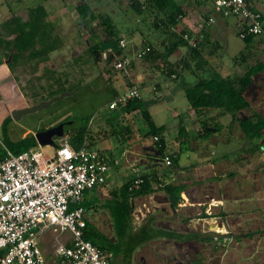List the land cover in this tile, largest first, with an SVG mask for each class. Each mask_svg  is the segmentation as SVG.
I'll return each instance as SVG.
<instances>
[{"label":"rangeland","instance_id":"rangeland-1","mask_svg":"<svg viewBox=\"0 0 264 264\" xmlns=\"http://www.w3.org/2000/svg\"><path fill=\"white\" fill-rule=\"evenodd\" d=\"M80 0H0V25L5 22L6 20H12L13 17H15L16 14H26L27 12L21 13L24 7L26 6H34L38 4H44V6L49 10L50 13L56 12V6L55 4L58 3L59 7H63L65 4L72 6L76 4ZM89 2L91 7H93V10L96 12V14H102V15H108L113 18V23L115 25V29L118 32V34H125L127 36V46L123 48L122 55L126 56L128 55L131 58H134V61H136L137 66L135 68V74L137 77H149V74H153L155 77L154 82H149L150 78H148L146 81V84L140 85V91L142 94V97L146 100H157L154 101L150 105V111L154 117L155 122L158 125H165L166 130V137L169 143L170 150H176L178 149V146L176 144V138L179 136V126L180 121L186 119V121L189 123V126H192V135L191 141L194 139L196 135H193L196 132V127L199 125L197 119L195 118L194 121H189L190 113L188 111V107L190 106L185 89L182 88V81H184L186 84H194L196 83L198 76H208L207 71H199V73H194L193 71L189 69H184L182 71L181 77L178 79H172L170 78L165 72H163L160 69H153L151 70L152 66L154 64L145 61L144 59H140L137 57V52L133 53L130 52V47H133L139 40L146 39V41L153 42L154 44H160V38L162 35V32L158 30L156 27L153 26V23L148 20L146 17V14L139 15L137 11L130 5L129 0H84V2ZM75 11H63L60 16L56 17L57 21L62 20L66 21L69 28L66 29L64 27V33L65 36L61 38L60 42L62 40H65L67 43H71V46L74 44H78L80 47L91 44L89 41L91 39V33L90 30H86V26H84V21L82 22L81 19L76 18ZM17 16V15H16ZM8 17V18H7ZM7 18V19H6ZM91 28L95 27L97 28L98 35H103L104 30L102 27L98 25V21H94L90 24ZM89 28V27H88ZM3 30V28L0 26V32ZM129 30H135V34L133 35ZM228 33V32H227ZM2 35V34H1ZM54 39V38H53ZM48 39L45 40L43 38V42H41L42 47L46 50V45L48 44ZM217 44H221L219 46V51H215V53L212 55L211 58V65L215 68V71H221L223 68V64L225 65V68H231L234 65V57L235 55L239 54L244 46V42L240 38L239 35L236 34L235 31H229L227 36L225 37H219L216 39ZM215 42V41H214ZM87 43L86 45H84ZM148 44H145V46ZM49 46V44H48ZM77 46V47H78ZM144 46V47H145ZM147 47V46H146ZM5 45H0V59H1V53L4 51ZM103 52V51H102ZM108 52V51H105ZM103 52V53H105ZM73 53V52H72ZM29 59V57H28ZM90 61L86 62V65H89L90 67H87L82 73L81 77L79 74V69L82 70L80 66H77V72L74 75H77L76 77H73L74 81L70 80L71 78L68 77V84H64L61 86V89L58 87H53L51 85H43V83L38 84V86H35L36 92L33 93L31 91V85H28V90H24L22 93H25L27 98H29L28 106L39 104L40 102L50 100L51 98L60 95L63 92L71 91L73 89L76 92L74 94H71L69 96H66L63 100L55 102L51 107L44 108L40 111L29 113L24 115L20 120H17L13 117L12 112L15 109H18L17 107L13 106V99L12 95H20L21 93L18 90V85L16 84H8L5 85L2 81L3 79L8 76V74H5V70L0 69V134L4 138L5 137V129L7 128L8 131V138L12 141H18L22 138H24L25 133L29 134L32 133L35 134L41 130H47L51 127L57 126L61 122L66 121H73L74 126H80L83 123H86L88 121V117L91 115H100L104 116V114L107 115H113L117 111H112L109 109V104L113 99H115L114 92L117 90L120 92V94H124L126 90L128 89L126 86V81L129 82V76L127 73L128 68H126L124 71H119L117 68L113 67V63L110 64L108 61L101 60L98 64L93 63L89 57H83L82 60ZM45 60V59H44ZM64 60V61H63ZM61 61L62 65H65L63 67L67 66L70 67L71 65H74L73 62L68 61L67 59H63ZM77 62L79 64V58H76ZM114 62V61H113ZM61 69H56L55 72L63 74ZM75 71H73L74 73ZM40 78V77H38ZM34 78L32 80L33 83L35 81H39L40 79ZM32 83V85H33ZM58 85V81L56 82ZM157 83H160L162 88H160L158 91H154V88ZM42 85V86H40ZM128 85V84H127ZM75 86H78L79 88H74ZM24 108V107H23ZM250 112V111H249ZM109 113V114H108ZM196 115H193L195 117ZM6 118H10L7 125H3ZM95 120V118H94ZM97 119L90 122L93 126L97 123ZM135 121L137 123V128H139L141 135L139 136L138 141L140 143H146L148 141H152V138L146 136L147 133V127L146 123L144 121V118L141 114H138L135 116ZM185 121V120H184ZM230 120L228 117H224L221 120V123H223L224 126H221V130L217 132H213L210 136H214L216 139V146H209V142H207V146L209 147V151H215L213 154H208L203 157L200 152L201 149V140L198 139L199 143L196 145L197 147L193 146L192 142H189L188 144H183V150L180 154V158L178 161V171L181 173L184 179L186 178H192V180H195V184L202 183L200 180H196L197 172H194L193 170L196 169L199 164L197 163H205L203 161L204 158H211V161H217L225 163V159H232V160H240V157L242 156L243 152L245 151V148L247 146L252 147L254 143H256L254 140L249 145L246 144V140L234 138L233 131H235V127L232 128L228 124ZM99 123V122H98ZM196 123V124H195ZM236 126V124H235ZM217 129L216 126H211ZM194 132V133H193ZM224 137H230L232 138L230 141H227L226 139H223ZM58 139L56 138V142L58 144ZM111 142L114 146L120 145V142L116 139V137H111ZM4 141V139H3ZM194 142V141H193ZM254 142V143H253ZM5 143V141H4ZM6 144V143H5ZM125 144V143H124ZM261 144V143H260ZM244 146V149L242 150V147ZM259 146V145H257ZM39 148L43 149L46 153L52 154L55 151V146L52 145H46V146H38ZM2 148V147H1ZM120 149V148H119ZM257 151H260V153L264 156V150L261 151L260 147L258 148H252L250 150V153L256 156V158L251 159L253 163L258 161L259 154H257ZM229 157V158H228ZM209 160V159H208ZM207 160V162H208ZM264 163V162H263ZM194 165V166H193ZM254 166L253 168H255ZM187 168V169H186ZM231 168V167H229ZM163 171L164 169L161 168ZM224 170L227 169L226 167L223 168ZM258 173L262 175L263 182H264V164L257 168ZM123 172V169H121ZM129 174L136 173L135 171H132V169L128 170ZM150 170L145 168V166H142L139 164V173H149ZM225 172V171H224ZM256 170H252L251 173H255ZM127 174V176H129ZM201 178V177H199ZM253 180V179H252ZM251 178H249V181H252ZM207 181V180H206ZM205 181V183H206ZM249 181L245 183L249 185ZM190 181L188 180V183ZM122 183V180H121ZM253 184V182H252ZM205 188V187H204ZM264 190V188H263ZM217 191V190H216ZM240 192V191H239ZM254 192V191H253ZM250 193V196H249ZM260 196H255L252 191L248 190V192H244L245 199L241 200L240 202L237 201L239 205L237 207H241L240 204L244 205L242 207V210L246 211L247 209L251 211L252 214L247 215L242 220L239 219H233L235 221L233 225V228L231 229L234 236L238 237L243 235L245 232L252 231L254 234H256L252 238L242 239L240 242L237 240V237H234V240L230 236H223L218 233L222 232L223 234H226L228 230L225 227H216V235L211 234L210 237L213 239L210 242V245H199L197 240L192 241L190 243V246H185L182 249L177 248L178 246L175 245L174 240H172V244H168L167 240L162 239L157 241V246L161 250H165L166 248V255H169V259H173L174 256H177L178 260H181L182 254H187V259H193L200 261L201 264H213L211 260L214 261H220L221 257L223 256V253H228L227 255V263L233 264L234 260L238 261L235 262L236 264H264V200H261V198H264V192H260ZM252 194V195H251ZM257 198V199H256ZM146 201V207L150 208L151 214L154 213L153 217L159 218L160 212H157L154 207L157 205L155 201L147 197L145 199ZM234 201V200H233ZM242 201H245V203H242ZM247 202V204H246ZM233 203V202H232ZM231 204V203H230ZM228 204V205H230ZM233 204L236 205V202ZM232 204V205H233ZM142 205V204H140ZM87 207L92 212L93 208L95 207L94 204H91L90 202L87 203ZM144 208V209H145ZM239 210H241L239 208ZM94 213V214H93ZM90 213L89 216L92 220L95 221L96 214L95 212ZM196 213L193 214V216ZM136 219V218H135ZM142 223L143 220L136 219L137 224ZM98 223H102L104 228V233H106L110 237L116 236V233H113L111 230L110 223L101 216V214L98 216ZM230 232V231H229ZM263 232V234H261ZM176 234V233H174ZM253 234V235H254ZM189 235V236H188ZM187 237H190V234H188ZM210 235L206 234L205 236ZM213 235V236H212ZM220 236L221 239H217L216 237ZM246 237V236H243ZM175 239V238H174ZM178 239V238H176ZM175 239V240H176ZM182 239V238H181ZM179 239V240H181ZM238 241V242H237ZM129 242H131L129 240ZM125 243L123 246L122 251L117 253V255L114 257L113 261H111L110 264H145L150 262L154 252L158 251V247H155V242H148L144 246V248L141 249V253H144L147 259H144L142 261L140 259V255L135 257V262L132 261V252L127 251L126 248L129 247L130 243ZM240 243V244H239ZM186 245V244H185ZM131 246V245H130ZM199 248V253L196 252L195 249L197 247ZM179 249V250H178ZM1 252V250H0ZM222 255V256H221ZM223 259V258H222ZM193 263H195L193 261Z\"/></svg>","mask_w":264,"mask_h":264},{"label":"crops","instance_id":"crops-1","mask_svg":"<svg viewBox=\"0 0 264 264\" xmlns=\"http://www.w3.org/2000/svg\"><path fill=\"white\" fill-rule=\"evenodd\" d=\"M247 1L250 3V5L254 9L260 11L263 14V18H264V0H247ZM82 2H84V0H80L72 6H70V4L69 5L65 4L63 7H59L58 3H56L55 4L56 12L53 11L54 13H50L49 10L44 6V4L41 3L38 5H34V6H26L23 8L24 11H22L21 13L25 11L27 13L25 15L24 14L17 15L22 18V21H28L30 9L37 8L38 6H43L46 11V16H45L44 21L41 20V24H44L45 26L47 25L48 27L47 35L45 37H46V40L47 39L49 40L48 44L51 47V49L47 51V54L43 55L39 53L37 57L32 60L28 59V57H25V56L20 57L18 60H14V55H15L14 51L10 52V49H8L7 47L4 49V51H2L1 59H0V69L3 68V70H5V74H8V76H6L3 79L4 81L2 82L5 85L11 84V83L18 85L19 86L18 90L21 92L19 93L20 95H17V97H15V95H12V99H13L12 103L14 107L23 108V107L28 106L29 98H27L25 93H22L24 90H28L27 88L28 85H31L30 89L31 91H33V93L36 92L35 86L37 87L38 84L40 83L41 84L43 83V85L44 84L51 85L53 87L59 86V88L61 89L62 85L68 84L69 82L68 77L71 78L70 80L74 81L73 77L77 76V75H74L77 72V69H78L77 66H80L82 68V70L79 69L80 76H81V73L87 67H90L89 65H86L84 62H83L84 63L83 65L82 61L79 64L76 63L77 62L76 58L81 59L80 55L83 53V50H84L83 48L85 46L81 45L79 47L78 44L77 45L74 44L71 46V43H67L65 40H62L60 42L61 38L65 36V33L63 31L64 27L68 29L69 26L66 21L62 22L61 20L60 22L56 20V17L60 16L63 11H75L76 13H78L77 7ZM177 2L183 7L185 14H186L185 16L181 18V21L179 23L180 28L187 27L190 30H192L196 35L201 32V29L203 28L201 27V25H203L204 28L206 29L207 31L206 32V35H207L206 46H207V52L209 53L208 55L210 56L209 57L210 62H211L212 55L215 53V51L218 52L219 46H221V44L219 43L217 44L216 39H218L219 37L223 38L227 36L229 31H232V30L235 31L236 34L240 36L239 33L242 27V21L235 17H224L221 14L216 13L213 8V4L211 0H177ZM76 18L81 19L83 22V19L79 13L76 15ZM211 18H214V22L211 21ZM84 26L86 27L88 26L89 28L91 27V25H88L85 22H84ZM88 27L86 28V30L89 29ZM176 30L179 31V28H176ZM129 32H131L133 35L135 34V30H129ZM119 35H121V37H123L124 39H127V36L125 34H119ZM105 36H106L105 33L103 35H99L96 40L98 39L103 40ZM163 36L164 34L162 33L161 38L159 40L161 45L154 44L158 50L155 54L156 57L159 55L160 51L163 50L164 48V45L162 44ZM14 37L15 35H7V39H11ZM240 38L244 42V46L242 50L240 51V53L235 55L234 65L231 68H225V65L223 64V68L221 69V71H219L223 75L243 74L244 72L247 71L249 67L258 64L259 62L264 64V43L262 42V40L259 37H254L252 38L250 42H246V40H244L241 36ZM89 41L92 42L93 40L90 39ZM146 42H147L146 39L139 40L133 47H130V52L138 53L139 51H141L142 49L146 47L145 46ZM37 48L38 50H41L42 48L41 43H38ZM110 51L113 53L117 51V49L115 48ZM243 51L247 52V57H246L247 59L244 61L238 59L241 52ZM111 52H109V55ZM185 53H186V48L182 47L177 50V52L170 58V60L175 61ZM120 55H122V52ZM64 58L67 59L68 61L73 62L74 65H71L70 67H68V69H67V66L63 67L65 65H62L61 61ZM161 60L162 59L160 57L158 59L153 58V60L151 58V60L147 62L154 64L151 68V70H154V69H159V67H157L156 65L159 64ZM136 66H137L136 61H133L132 64H130L127 67L128 68L127 73H129L128 76L130 77L128 80L133 82L132 85H129L128 81L125 82L128 89L130 86L139 87L140 85L145 84L146 81H148L147 80L148 78H150L149 82L151 83L154 82L155 80V77L153 74H149V77L146 76L145 78L142 76L137 77V75L135 74ZM61 68L63 70L62 71L63 74L55 72L56 69H61ZM213 69L215 68L213 67ZM160 70L163 71V69H160ZM73 71L75 72L73 73ZM34 78H38L40 80L35 81V83H33L32 80ZM57 81H58V85L56 83ZM252 81H254L253 87L249 89L246 88L247 90L244 91L246 99L250 102V107L239 112L238 114L239 121L245 120L254 115H260L261 117L264 118V70L255 73L253 75ZM75 87L76 89L79 88L78 86H75ZM160 88H162V86L159 83H157L154 88V91H158ZM71 91H74V90L71 89ZM75 92L76 90L74 91V93ZM114 94H115V99H113L111 103L114 100H116L118 96L123 95V94H120L119 91H115ZM109 109L112 110L110 107ZM188 111L190 113L189 121H194L195 118L197 119V114L194 112L191 106L188 107ZM212 113L213 115L217 114L216 111ZM193 115H196V116L193 117ZM90 117L92 118L91 122L93 121V124L96 119H97L96 121L97 123L101 121L102 119V116L100 115H91ZM226 117H228L229 120L231 119L230 116H226ZM184 120L183 121L186 124L187 129L192 134V129H191L192 126H189V123L186 121V119ZM234 127L236 129L235 131H233L234 138L246 140L245 145L247 144L249 145L251 139L246 135L240 123L239 122L236 123V126ZM196 129H197L196 132L198 134V131L200 129V124L196 127ZM30 134L32 133H29V134L25 133V136L30 135ZM197 134L194 133L193 135L197 136ZM140 135L142 137L141 132H140ZM0 137L3 140V137L1 136V134H0ZM232 138L224 137L223 139L230 141ZM110 139L111 138L104 139L100 141L97 145H95V147H97L98 149L105 151V155L108 157V159L110 160L112 164V170L110 172L108 184L105 186H99L95 189L87 191L85 194V205L87 207V203L90 202L91 204H94L95 206L92 212L87 207L88 208V218H89L88 220L91 221L94 224V226L99 231H101V233L108 236L106 233H104L103 224L97 222L98 216L101 214V216L107 221V223L108 222L110 223L111 230L113 231V233H116V236L114 237L108 236V237L111 238L113 241H116L117 240V229L115 225V216L111 208L113 204L112 202H114L116 198H118V195L121 197L120 193L123 188V185L126 182H128L130 178H135V177L140 176L141 173H139V164H141L142 166H145V168L149 169L150 171L156 167L159 169L158 172L160 173H163V171H160L162 170L161 168H165L166 166L162 162V159H163L162 154L160 157L161 158L160 162L155 158L156 152L160 150H158L153 140L148 141L146 143H140L138 141L139 139L138 137V138H133L132 140H129V141L123 140L122 142L121 141L122 139H120L119 137H116V139L119 142L120 141L121 142H120V145L114 146ZM198 139L200 138H194L192 140L193 146L197 147L196 145L199 143ZM215 140L216 139L214 138V136H210L208 138L201 140L202 151L200 152V154H202L203 157L208 154L209 155L212 154L213 156L215 151L214 150L209 151L210 149L207 146V142L210 143L209 146H216ZM252 141L253 140H251V142ZM255 142L256 143L253 142L254 145L252 147L247 146L245 148L246 152L242 153V156L240 157V160L238 161L232 160V159H225L224 160L225 163H222V162H217V161H211L212 160L211 158H204L203 161H205V163H197L199 164V166L193 171L197 172L196 180L202 181V183H199L198 185L195 184V180L193 181L192 178L188 177L184 179L182 177L183 175L179 173L178 167L172 170L171 173L168 171L169 174L166 178H164L162 188H158L156 191L150 194H147L144 196H136L132 198L131 202L133 205V209H132L133 231L134 232L138 231L142 227V225H144V223H146V221L150 219H153V224L155 225L156 228H159L162 230L164 229L167 231H174L176 233L183 234L185 238L187 234L195 230H200L203 232L207 230L209 231L207 233L210 234L212 233L213 230L216 229L217 226H219V228L222 227L219 224L220 218H221L220 216L225 212V210H227L228 208H234V209L236 208L237 210H239L240 208L242 210V207L244 205L240 204L241 207L238 208L237 205L239 204L237 203V201L240 202L246 197L244 192H248L249 190V189H245L247 188V185H245L247 180L249 181V178H251V180L255 179L254 174L257 173V176H258L257 178L259 182L264 184V182L262 181L263 177L262 175L258 173L259 171L257 169L264 164L263 163L264 156L260 153V151H257V154H259V159L258 161L253 163L251 159L256 158V156L254 157V155L250 153V150L254 147L255 148L260 147L261 151L264 150V142L262 141V139L256 140ZM38 144L39 143L37 142V145ZM243 149H244V146L242 147V150ZM154 165L156 166L154 167ZM254 166L256 167L253 168ZM225 167L227 169L224 170L223 168ZM121 169H123V172L121 171ZM129 169H132V171H135L136 173H131V174L127 173L129 172L128 171ZM252 170H256V172L251 173ZM127 174H129V176H127ZM121 180H122V183H121ZM188 180L190 181L189 186L190 184H192V186L195 185L196 187H198L195 193L194 192H192V194L189 193L190 188L188 187ZM170 183L174 185L182 184L185 186V189H183L181 193L182 198L179 199V201H177V204H174L177 197H174V196L172 197L170 193L167 191V189L164 187L165 185L170 184ZM251 183L252 181H249L248 188L250 187ZM260 192L262 191H259V194L261 195ZM249 196H250V193H249ZM147 197H149L150 199H152L153 201L157 203L154 209L157 212H160L158 216L159 218L157 217L155 218L151 216L154 213L151 214L150 208H145L146 202L144 201H146L145 199ZM232 202L233 203L236 202V205L233 204ZM242 203H245V201H242ZM203 209H205V211H203ZM89 212L90 213L95 212L96 214L95 221L90 218ZM194 213L196 214L193 216ZM135 218L138 220H143L142 223L139 221L140 223L137 224ZM57 236H59L60 238L65 237L64 234H57L53 230H48L45 233V235L41 237L40 239L42 249L46 257L50 261H53L54 259V246L53 245H54V240ZM162 239L167 240L168 244L170 243L172 244V240H174L173 242H175V245H176V241L181 242L183 240V239L175 240L174 238H168V237L153 238L141 244L140 246H138L131 253L132 261L135 262V257L139 255L142 261H144V259H147V257H144L145 254L140 252L141 249L144 248L146 243L154 242V241H156L155 247H158L157 241L162 240ZM180 247L182 246H178L177 248L182 249ZM164 249L165 250H161L159 248L157 252H154L149 264L157 263L158 259L161 262L163 260H166L168 255H166L165 253L166 248ZM114 257L115 256H113L112 261ZM145 264H148V263H145Z\"/></svg>","mask_w":264,"mask_h":264},{"label":"trees","instance_id":"trees-1","mask_svg":"<svg viewBox=\"0 0 264 264\" xmlns=\"http://www.w3.org/2000/svg\"><path fill=\"white\" fill-rule=\"evenodd\" d=\"M129 1L139 15L146 14V17L153 23V26L160 30L165 36H163L162 39L164 48L157 57L155 56L158 51L157 47L153 42L147 41L145 44H148L146 46L150 47L151 50L141 59L149 61L151 58L153 60V58L158 59L160 57L162 60L156 66L159 67V69H163V72H166L172 79L181 77L184 69H189L197 74L199 71H207L209 74L207 77L198 76L196 83L192 85L186 84L184 81L181 83L182 88L185 89L189 104L197 114V121L200 124L198 134L194 138L205 139L210 137L213 132L208 130V127L211 126H216V131H220V127L224 126L223 123H221L222 118L230 116L231 119L228 124L232 126V128L239 122L242 129L251 140L256 141L262 139L264 142L263 117L254 115L245 120H238L239 112L250 107V102L246 99L244 91L251 84L253 75L264 70V64L259 62L249 67L243 74L223 75L219 71H215L211 65L206 46L207 31L204 26L197 35L187 27H179L181 18L186 14L177 0ZM248 4L250 5L249 2ZM77 10L83 21L88 25L94 21H98V25L103 28L106 35L103 40H96L99 36L97 28H89L93 41L91 44L87 45L86 48H83L84 50L82 49L83 53L80 55L81 59H79V63L81 61L83 65L84 63L86 64V62L90 63V61L86 59L82 60L83 57H89L93 63L98 64L100 60L97 59L95 50L100 49L103 42L114 40L118 44V48L121 51L123 50V47L120 46V40L123 37L116 31L111 16L96 14L93 7L86 1L79 4ZM45 16L46 11L44 7L38 6L37 8L30 9L28 21H22L21 17L15 16L12 20L3 22L0 25L3 28L0 32V45L4 44L5 48L7 47L10 49V52L14 51V60H18L22 56L29 57V59L32 60L35 59L39 53L44 55L51 49L48 44L46 45V50L44 47H42L41 50L37 48L38 43L43 42V38L46 40L45 36L47 35L48 27L47 25L41 24V20L44 21ZM176 28H179V31H177ZM7 35H15V37L7 39ZM254 37L255 36L249 34L242 38L246 40V42H250ZM86 44L87 43L84 45ZM182 47L186 48V53L177 60L171 61L170 58ZM246 57L247 52L243 51L238 59L244 61L247 59ZM111 61L112 60L108 57V63H112ZM125 69L126 68L118 70L124 71ZM132 84L133 82L129 80V85ZM154 101L157 100H146L141 94L140 97L129 99L125 104L121 103L113 108L112 111H117L113 115L104 114L101 121L94 126L90 123L92 118L88 117V121L80 126H74L73 122V124L66 127L65 132L70 135V141L75 148H80L84 144L93 147L100 141L114 136L129 141L140 136V130L137 128L135 116L141 114L148 129L146 136L152 138L155 142L158 150L161 151L163 159L166 156H170L172 159L171 165H166L164 163L166 167L163 168V173L158 172L159 169L154 165L155 168L149 173H141L139 177L130 178V180L123 185L120 193L121 197L118 195V198L112 202L111 208L115 216V225L117 229L116 241H113L111 238L101 233L91 221H88L85 237L99 248L105 251H111L113 256H116L117 253L122 251L124 244L128 243L129 240L131 241L129 242L131 246L129 245L126 250L133 252L141 244L156 237L185 238L183 234L156 228L153 224V219L146 221L138 231H133L132 198L144 196L156 191L158 188H162L164 178L168 176L169 172L171 173L172 170L178 167L183 144L192 142L190 136L192 134L187 129L184 121L181 120L179 136L176 138L178 149L177 151L170 150V145L166 137V126L158 125L150 111V105ZM215 111L217 114L213 115L212 112ZM9 119L10 118H7L3 125H7ZM4 134L5 137L3 139L7 147L16 154L22 153L37 145L34 134L27 135L18 141H12L8 138L7 128ZM155 137H158V139L156 140ZM100 151L105 154V151ZM4 156L5 151L0 147V159ZM140 179L142 181L137 183L136 181ZM164 187L172 197H177L174 203L177 204V201L182 198L181 193L183 189H185V186L182 184L174 185L170 183ZM210 236L211 235H207L205 239H212Z\"/></svg>","mask_w":264,"mask_h":264},{"label":"built area","instance_id":"built-area-1","mask_svg":"<svg viewBox=\"0 0 264 264\" xmlns=\"http://www.w3.org/2000/svg\"><path fill=\"white\" fill-rule=\"evenodd\" d=\"M211 2L216 13L242 21L241 37L250 34L264 43L263 14L246 0ZM120 46L125 48L127 40L122 38ZM150 50L146 47L137 57L141 59ZM109 52L103 53L105 60ZM133 61L120 55L113 66L123 69ZM140 96L139 87L130 86L109 107L113 109ZM39 145L16 154L0 137V147L5 151L0 159V264H110L113 253L85 237L89 221L85 194L108 184L110 160L95 146L75 148L67 132L58 139L52 154ZM163 163L171 165V157L166 156ZM48 230L65 235L54 240L53 261L48 260L40 243Z\"/></svg>","mask_w":264,"mask_h":264},{"label":"flooded vegetation","instance_id":"flooded-vegetation-1","mask_svg":"<svg viewBox=\"0 0 264 264\" xmlns=\"http://www.w3.org/2000/svg\"><path fill=\"white\" fill-rule=\"evenodd\" d=\"M16 15H18V14H16ZM15 15V16H16ZM18 17V16H17ZM108 42V41H107ZM103 43H105V42H103ZM116 49L118 50L119 48H118V44H117V46H116ZM116 59V58H115ZM115 59H110V60H112L111 62L113 63V61H115ZM101 60H103V52H101ZM106 61H108V59L106 60ZM68 125H66L65 126V131H66V127H67ZM155 158L158 160V161H161V158L160 157H157V156H155ZM255 175V179H253L252 180V182H253V184L251 183V185H250V187L248 188L250 191H252V193H254L255 194V196H259L258 194H259V191H262V192H264V190H263V188H264V184H262V183H260L259 182V180H258V176H257V173L256 174H254ZM188 187L190 188L189 189V193L190 194H192V192H196V190H197V188L198 187H196L195 185L194 186H192V184H190V186H189V183H188ZM254 191V192H253ZM222 192H223V190H222ZM261 200H264V198H261ZM202 205V204H201ZM207 205V204H206ZM203 211H205V209H203ZM213 213V212H212ZM211 213V214H212ZM250 214H252L251 213V211L250 210H246V211H244V210H237L236 208L234 209V208H228L227 210H225V212L220 216L221 218H220V222L223 224V227H225L227 230H228V232H226V234H223V236H230V237H232L233 238V240H234V237H237V240H239V242L244 238V239H247V238H252V237H254L256 234H254L252 231H249V232H245V233H243V235L241 236H239L238 237V235L237 236H234V234L232 233V231H231V229L233 228V225L234 224H232V223H234L235 221H233L232 222V220L233 219H239V220H242V219H244L245 217H247V215H250ZM230 231V232H229ZM207 232H209V231H200V230H195V231H193V232H190L189 234H190V237H187L186 236V238H184L181 242L180 241H176V246H182V247H180V248H184L185 246H188V244H189V246H190V243H192V241H195V240H197V242L199 243V245L201 246V245H203V246H206V245H210V242H211V240L213 239H210V240H207V239H205L206 238V234H209V233H207ZM210 232H211V230H210ZM216 232V230H213L212 231V233H210V235L211 234H213L214 233V235H216L217 233H215ZM254 234V235H253ZM261 234H263V232L261 233ZM188 235V234H187ZM189 236V235H188ZM213 236V235H212ZM243 236H246V237H243ZM238 242V241H237ZM186 244V245H185ZM240 244V243H239ZM197 247V249H195L196 250V252L197 253H199V248H198V246H196ZM179 250V249H178ZM227 255H228V253H223V256L221 257V262L218 260V261H214V260H211L212 261V263L213 264H229V263H227ZM188 257H187V254H182L181 255V260H178L177 259V256H174L173 257V259H169V255H168V257L166 258V260H163L162 262L161 261H159V259H158V262L157 263H155V264H178L180 261H182L184 264H201V262L200 261H197V260H193V259H187ZM223 258V259H222ZM193 261L195 262V263H193ZM238 261V260H237ZM236 260H234V262H233V264H236L235 262H237Z\"/></svg>","mask_w":264,"mask_h":264},{"label":"water","instance_id":"water-1","mask_svg":"<svg viewBox=\"0 0 264 264\" xmlns=\"http://www.w3.org/2000/svg\"><path fill=\"white\" fill-rule=\"evenodd\" d=\"M116 46H117V43L114 40H110L108 42L103 43L101 45L100 49L95 50V54H96L97 59L98 60L101 59V52L102 51L105 52V51H108V50H113V49L116 48ZM121 52H122L121 50H117V51H115L113 53L111 52L110 55H109V58L110 59H115V57L120 55ZM253 85H254V81L251 82V84L247 87V89L252 88ZM73 93H74V91L63 92L60 95L55 96V97L51 98L50 100L40 102L39 104L32 105V106H27V107H24V108L15 109L12 112V115H13V117L15 119L19 120L26 114L34 113V112L40 111V110H42L44 108H49L55 102L61 101L66 96H69V95H71ZM72 123H73V121L61 122L57 126L51 127V128H49L47 130H41V131L37 132L35 134L37 142L41 146H46V145L56 146L57 145L56 138L62 137L65 134V126L66 125H70ZM208 130L214 132L217 129L214 128V127H208ZM155 155L157 157H161V151H157ZM219 224H220V226H223V224L221 222ZM178 264H184V263L182 261H180Z\"/></svg>","mask_w":264,"mask_h":264},{"label":"clouds","instance_id":"clouds-1","mask_svg":"<svg viewBox=\"0 0 264 264\" xmlns=\"http://www.w3.org/2000/svg\"><path fill=\"white\" fill-rule=\"evenodd\" d=\"M109 51V50H108Z\"/></svg>","mask_w":264,"mask_h":264}]
</instances>
